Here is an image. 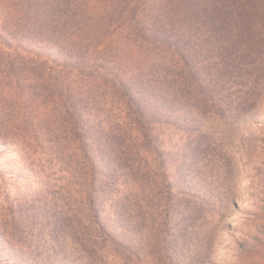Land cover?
Returning a JSON list of instances; mask_svg holds the SVG:
<instances>
[{
  "label": "rangeland",
  "instance_id": "1",
  "mask_svg": "<svg viewBox=\"0 0 264 264\" xmlns=\"http://www.w3.org/2000/svg\"><path fill=\"white\" fill-rule=\"evenodd\" d=\"M62 60L0 27V264H264V81L249 114L228 101L241 90L231 77L219 82L220 102L176 99L154 164L168 189L146 192L166 246L157 253L136 212L116 218L115 193L105 197L101 181L96 199L92 161L66 142ZM98 211L106 232L94 224Z\"/></svg>",
  "mask_w": 264,
  "mask_h": 264
},
{
  "label": "trees",
  "instance_id": "2",
  "mask_svg": "<svg viewBox=\"0 0 264 264\" xmlns=\"http://www.w3.org/2000/svg\"><path fill=\"white\" fill-rule=\"evenodd\" d=\"M0 27L11 40L62 56L56 94L70 117L66 142L92 161L96 199L101 181L105 197L115 193L116 218L136 212L132 221L149 226L151 248L162 253L155 196L146 193L148 184L168 189L166 170L154 168L158 131L172 123L179 96L220 102L219 82L228 77L240 80V95L228 97L235 112L258 107L264 0H0ZM97 214L94 224L106 232Z\"/></svg>",
  "mask_w": 264,
  "mask_h": 264
}]
</instances>
